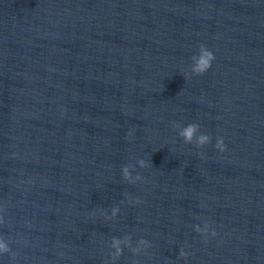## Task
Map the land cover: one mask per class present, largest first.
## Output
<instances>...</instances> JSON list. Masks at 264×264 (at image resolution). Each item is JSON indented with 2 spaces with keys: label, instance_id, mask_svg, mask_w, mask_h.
Masks as SVG:
<instances>
[{
  "label": "water",
  "instance_id": "1",
  "mask_svg": "<svg viewBox=\"0 0 264 264\" xmlns=\"http://www.w3.org/2000/svg\"><path fill=\"white\" fill-rule=\"evenodd\" d=\"M68 2L217 263L264 264V0Z\"/></svg>",
  "mask_w": 264,
  "mask_h": 264
},
{
  "label": "clouds",
  "instance_id": "2",
  "mask_svg": "<svg viewBox=\"0 0 264 264\" xmlns=\"http://www.w3.org/2000/svg\"><path fill=\"white\" fill-rule=\"evenodd\" d=\"M200 56L197 60L195 71L198 75H203L206 73L211 67L212 62L215 60V55L212 51L208 50L204 45L200 46ZM199 125L197 124H189L182 131L181 135L184 138L185 143H191L194 137L195 132L198 130ZM129 138H131V133H129ZM211 142V137L206 134H202L199 136L197 141V147L202 148L204 145L209 144ZM215 148L220 152H224L226 149V145L224 144L223 139H218L215 144ZM127 168H124V173L127 175ZM199 231V229H197ZM216 232L211 231V236H215ZM3 245H0V248H3ZM5 250H7L5 248ZM181 255H185V253L181 252Z\"/></svg>",
  "mask_w": 264,
  "mask_h": 264
}]
</instances>
